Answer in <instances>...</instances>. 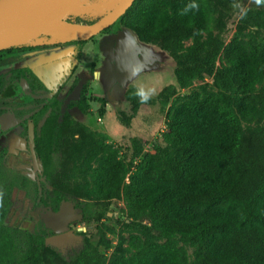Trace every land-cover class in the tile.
I'll list each match as a JSON object with an SVG mask.
<instances>
[{"label": "trees", "instance_id": "16d2710c", "mask_svg": "<svg viewBox=\"0 0 264 264\" xmlns=\"http://www.w3.org/2000/svg\"><path fill=\"white\" fill-rule=\"evenodd\" d=\"M239 1L134 0L108 27H115L116 32L122 27L130 29L141 42L166 51L175 62L180 85L214 72L221 89L237 91L240 96L236 110L224 107L216 93L206 97L197 93L172 107L167 114V134L174 145L173 153L167 158L160 152L149 154L129 182V167L118 150L113 144L105 146V154L92 172L96 198L85 206L92 218L101 220L123 194L135 211L150 215L165 238L144 245L142 237L133 234L129 244L136 253L115 258L110 264H190L186 244L193 249L196 264H264V122L260 128L244 125L264 118V94L256 92L264 81V42L258 45L253 38L240 34L226 41L222 19ZM260 2L263 6L255 16L264 31V0ZM87 40L69 38L66 44L74 45L75 57L81 58ZM130 42L125 49L129 46L132 56L124 59L119 54V67L130 66L137 58ZM30 45L0 49V55ZM17 58L1 56L0 66ZM22 78L34 91L32 83L38 77L32 68L15 67L0 74V135L7 130L3 125L7 115L20 118L23 135L41 162L43 174L53 180L55 145L62 128L61 101L57 94L36 99L25 95ZM171 88L160 92L164 105ZM86 92L87 87L82 86L79 98L68 101L63 114L68 115L74 107L88 114L90 101H100V114L104 115L106 99L88 97ZM141 93L137 85L126 91L132 115L142 104ZM16 97L18 102H14ZM29 123H33V137ZM67 198L62 191L51 199L38 194L36 206L50 205L57 211ZM19 230L0 223V264H43L42 247L55 231L27 230L25 240H21ZM65 256L69 264H100L106 258L86 235L83 243Z\"/></svg>", "mask_w": 264, "mask_h": 264}, {"label": "rangeland", "instance_id": "374dc122", "mask_svg": "<svg viewBox=\"0 0 264 264\" xmlns=\"http://www.w3.org/2000/svg\"><path fill=\"white\" fill-rule=\"evenodd\" d=\"M121 1L90 0L74 21L97 20L109 14ZM54 2L42 0L40 14L48 11ZM262 6L260 0H240L232 5L222 19L226 41L240 34L261 45L264 31L257 25L255 13ZM129 36L132 39L129 44L136 50L137 58L130 66L121 64L119 67L117 45L121 44L125 49L123 43H126V38L130 40ZM68 39L57 36L42 38L32 41L27 49L0 55L6 58L18 56L10 64L0 66V74L24 66L38 73L43 70L46 74L41 81L45 88L41 93L57 88L55 92L62 107V128L55 145L53 180L43 174L41 162L28 145L18 153L11 152L12 148H19L21 140L26 139L22 137L23 126L11 125L0 135V223L18 227L21 240H25L27 230L48 232L51 227L44 220V215L52 207L36 206L37 195L43 194L51 199L57 191H62L68 196L62 226L79 232L83 240L86 235L91 244L99 245L106 256L100 264H110L115 258L136 253L129 244V237L133 234L141 236L144 245L162 242L165 238L150 215L135 211L123 194L112 202L108 214L101 220L92 218V213L85 206L89 199L96 198L92 172L105 154V146L113 144L116 147L120 158L129 167L126 179L129 182L131 174L145 163L149 154L160 152L167 158L173 153L174 145L167 134V114L172 107L190 100L197 93L203 97L216 93L224 107L236 110L240 96L237 91L221 89L214 72H207L186 86L180 85L172 57L154 44L141 42L133 31L124 27L117 32L115 27L106 28L91 36L81 58L75 57L74 45L66 44ZM61 61H64L62 67L58 65ZM74 65L76 69L73 71ZM64 77L68 80L59 88ZM132 85L139 86L143 93L142 104L134 115L126 97V91ZM82 86L87 87L88 97L94 95L106 99L104 115L100 114V101H90L88 114L77 107L71 108L68 115L63 114L68 101L79 98ZM167 86L172 88L164 105L160 92ZM256 92L264 94V81L257 86ZM19 100L14 98V102ZM3 107L8 108V105ZM263 122L264 118H261L244 122V125L260 128ZM30 135L33 137V131ZM186 247L190 264H196L193 249L188 244ZM58 248L49 244L42 247L43 264H69L64 252Z\"/></svg>", "mask_w": 264, "mask_h": 264}, {"label": "water", "instance_id": "95a60500", "mask_svg": "<svg viewBox=\"0 0 264 264\" xmlns=\"http://www.w3.org/2000/svg\"><path fill=\"white\" fill-rule=\"evenodd\" d=\"M13 0H0V49L23 45L35 40L47 37H67L89 39L91 36L110 27L126 10L132 5L134 0H123L122 3L111 13L99 17L95 21H74V18L87 6L90 0H74L70 5L59 13L45 19L40 23H33L6 16L5 8ZM27 82L23 80V88ZM20 120H11L9 117L4 122V127L19 123ZM30 133L33 131V123L29 125ZM26 140H22L20 148H25ZM18 148L14 147L11 152L17 153ZM66 201H63L59 210L48 209L44 215V220L55 232L64 229L62 222L65 220ZM81 239V235L73 230L54 234L47 237L46 243L59 247L63 251L65 247L74 240Z\"/></svg>", "mask_w": 264, "mask_h": 264}, {"label": "bare ground", "instance_id": "6f19581e", "mask_svg": "<svg viewBox=\"0 0 264 264\" xmlns=\"http://www.w3.org/2000/svg\"><path fill=\"white\" fill-rule=\"evenodd\" d=\"M73 1L74 0H55L54 4L48 11L40 14L42 0H13L5 8L4 13L8 17L19 16L20 18L18 19L20 20L40 23L45 19L62 11ZM122 1L119 3V5L122 3Z\"/></svg>", "mask_w": 264, "mask_h": 264}, {"label": "flooded vegetation", "instance_id": "af4514ba", "mask_svg": "<svg viewBox=\"0 0 264 264\" xmlns=\"http://www.w3.org/2000/svg\"><path fill=\"white\" fill-rule=\"evenodd\" d=\"M88 21H90V20H88ZM91 21H95V19L94 20H91ZM64 63V61H61V62H59L58 63V65L60 64V66L62 67V64ZM24 67H28V66H24ZM15 68V67H14ZM31 68V67H30ZM12 69V68H11ZM10 69V70H11ZM52 70V69H51ZM33 71H35L36 72V74H37V81L36 82H33L32 83V85H34V87H35V89H34V91H33V87H31V85L26 81V79H21V90H22V92L25 94V95H30L32 98H34V99H36L38 96H46V97H52L54 94H56V90H57V88L56 89H54L52 92L51 91H48V92H45V93H41V91H43L44 90V88H45V85L42 83V81H41V79L43 78V77H45L44 76V74H46L43 70H40V72L38 73L35 69H33ZM9 72V71H8ZM49 75V74H48ZM66 77H64L63 79H62V82L59 84V88L61 87V86H63L64 84H63V81H64V79H65ZM77 79V78H76ZM23 80H25L26 82H27V85L26 86H24V88H23ZM67 80L68 79H66V81H65V83L67 82ZM36 85V86H35ZM9 117H11V120H20V122L19 123H17V124H20L21 125V119L20 118H17V119H15L12 115H7L6 116V118H5V120H4V122L9 118ZM4 122H3V124H4ZM12 125H15V124H12ZM29 125H30V123H29ZM22 126V125H21ZM29 132H30V129H29ZM22 137H24V135H23V133H22ZM26 138V137H25ZM23 140H26V146H25V148H23V149H26L27 148V145H28V147H29V149L31 150V148H30V143H28L29 141H28V139L26 138V139H23ZM22 141V140H21ZM21 143V142H20ZM28 143V144H27ZM20 146V145H19ZM18 149H22V148H18ZM19 151V150H18ZM32 151V150H31ZM33 152V151H32ZM13 153V152H12ZM18 153V152H17ZM33 155H35L34 153H32ZM36 156V155H35ZM69 230H73L76 234H78V235H81L79 232H77V231H75L74 229H71L70 227L69 228H64V229H62L61 231H59V232H54L53 234H51V235H49V236H52V235H54V234H58V233H62V232H66V231H69ZM49 236H47V237H49ZM83 238L82 239H79V240H74V242H70L66 247H65V250L63 251L61 248H58V249H61L63 252H64V254L65 255H67V253L71 250V249H73V248H76V247H78L79 245H81L82 243H83Z\"/></svg>", "mask_w": 264, "mask_h": 264}, {"label": "crops", "instance_id": "0c3cea01", "mask_svg": "<svg viewBox=\"0 0 264 264\" xmlns=\"http://www.w3.org/2000/svg\"><path fill=\"white\" fill-rule=\"evenodd\" d=\"M129 35V34H128ZM129 38H130V41L132 42V39H131V37L129 36ZM128 38H126V43H123L124 45L123 46H126V44L128 43ZM132 45H133V43H132ZM134 46V45H133ZM92 47V46H91ZM135 47V46H134ZM94 48V47H93ZM128 48L126 47V49H125V51H122L121 50V44H118L117 45V49H116V51H117V54L119 55H121V57L122 58H124V59H127L128 57H131L132 56V52L131 51H128L127 50ZM96 55V54H95ZM120 57V56H119Z\"/></svg>", "mask_w": 264, "mask_h": 264}, {"label": "clouds", "instance_id": "9594fccd", "mask_svg": "<svg viewBox=\"0 0 264 264\" xmlns=\"http://www.w3.org/2000/svg\"><path fill=\"white\" fill-rule=\"evenodd\" d=\"M257 2H259V0H257ZM141 95H143V93H141Z\"/></svg>", "mask_w": 264, "mask_h": 264}]
</instances>
